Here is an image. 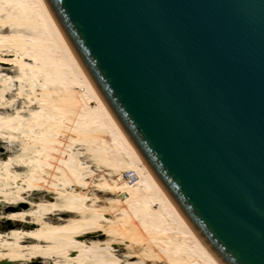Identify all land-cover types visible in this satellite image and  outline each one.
Returning a JSON list of instances; mask_svg holds the SVG:
<instances>
[{
	"label": "water",
	"instance_id": "obj_1",
	"mask_svg": "<svg viewBox=\"0 0 264 264\" xmlns=\"http://www.w3.org/2000/svg\"><path fill=\"white\" fill-rule=\"evenodd\" d=\"M220 264H264V0H42Z\"/></svg>",
	"mask_w": 264,
	"mask_h": 264
},
{
	"label": "bare ground",
	"instance_id": "obj_2",
	"mask_svg": "<svg viewBox=\"0 0 264 264\" xmlns=\"http://www.w3.org/2000/svg\"><path fill=\"white\" fill-rule=\"evenodd\" d=\"M0 150V221L10 225L0 264H220L122 134L42 0H0Z\"/></svg>",
	"mask_w": 264,
	"mask_h": 264
},
{
	"label": "rangeland",
	"instance_id": "obj_3",
	"mask_svg": "<svg viewBox=\"0 0 264 264\" xmlns=\"http://www.w3.org/2000/svg\"><path fill=\"white\" fill-rule=\"evenodd\" d=\"M3 150H0V156H2L3 155ZM125 179L127 178V174H124V176H123ZM97 196L101 199V201H104V199L106 198V196L105 195H102V194H99V193H97ZM7 210H5V211H0L1 213H5ZM10 227V225L9 224H7V222H5V221H0V231H4V230H6V229H8ZM118 253H120V251L118 252ZM29 264H42V263H40V262H38V261H34V262H31V263H29ZM149 264H151V263H149Z\"/></svg>",
	"mask_w": 264,
	"mask_h": 264
}]
</instances>
